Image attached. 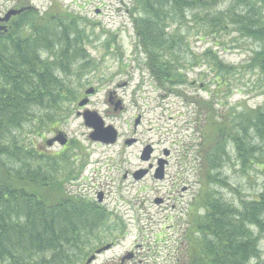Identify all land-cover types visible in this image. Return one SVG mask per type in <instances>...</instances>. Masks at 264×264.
Here are the masks:
<instances>
[{
    "label": "trees",
    "instance_id": "obj_1",
    "mask_svg": "<svg viewBox=\"0 0 264 264\" xmlns=\"http://www.w3.org/2000/svg\"><path fill=\"white\" fill-rule=\"evenodd\" d=\"M129 14L135 49L146 55L145 67L157 87L167 90L185 80L178 58L183 54L174 50L184 36L168 28L186 26L190 18L203 35L231 31L258 42L244 71L257 70L264 83V0H132ZM48 20L50 26L35 27L28 35L18 37L15 27L0 37V264H84L101 240L95 230L104 211L66 196L64 182L76 175L68 157L62 151L47 154L38 142L68 120L72 111L65 105L77 97L63 79L83 55L79 42H73L81 34L73 20L66 25ZM44 51L51 60L42 57ZM200 58L213 72L210 94L221 86L230 92L229 72L239 68L224 64L213 47ZM195 104L203 125L190 148L195 147L199 186L184 235L186 264H254L261 258L264 190L255 198H240L239 204L227 203L213 184L223 183L216 170L226 139L243 168L255 164L264 176V147L256 142L264 141V102L253 109L244 105L238 119L229 122L212 98Z\"/></svg>",
    "mask_w": 264,
    "mask_h": 264
},
{
    "label": "rangeland",
    "instance_id": "obj_2",
    "mask_svg": "<svg viewBox=\"0 0 264 264\" xmlns=\"http://www.w3.org/2000/svg\"><path fill=\"white\" fill-rule=\"evenodd\" d=\"M131 2L31 0L38 12L26 23L31 22V29L23 32L28 35L35 27L50 26L48 19L65 25L73 20L81 31L73 42H79L83 52L73 60V71L63 79L75 88L76 100L65 105L72 112L66 122L57 126L56 135L47 131L38 142L43 152L62 151L68 157L67 166L76 175L74 180L64 182L65 194L75 189L78 195L96 202L95 193L104 192V200L99 205L104 215L102 222L99 216L95 230L101 240L94 243L95 248L85 257V262L96 249L112 243L113 246L91 264H186L184 235L194 211L190 203L199 186L194 174L195 147L190 148L199 141L203 125L195 100L212 98L226 122L236 121L244 105L250 109L262 105L263 81L257 70L244 71V65L259 44L231 31L203 35L191 18L186 26L176 27L173 23L168 31L177 28L184 36L183 43L179 41L174 50L183 54L177 55L183 59L180 67L185 80L162 89L145 67L146 55L135 49L137 40L129 14ZM224 6L221 4L218 8ZM9 7L0 6V12ZM210 47L224 64L239 68L229 72L230 92L228 86H221L213 92L214 96L210 94L215 89L211 81L213 72L200 58ZM56 49L58 52L60 47ZM41 55L51 60L48 52ZM89 88H95L96 92L87 97L89 104L85 108L96 111L105 126L116 130L114 143L91 140V129L76 115L77 103L86 98L84 91ZM111 94L116 98L113 102L109 101ZM118 100H121V109L115 106ZM137 118L139 123L135 125ZM59 133L66 138L65 148L58 141L48 146L46 141ZM129 138H135L136 143L125 145L124 141ZM256 142L264 147V141L256 138ZM146 145L153 148L148 161L140 159ZM164 149L169 150V156L163 179H155L153 170L140 180L131 176L138 169L148 168L149 164L155 167L157 159L164 157ZM222 154L216 174L223 183L213 184L221 193L220 197L236 204L240 198L257 197L264 190V176L259 168L255 164L243 168L229 139L224 142ZM126 172L128 176L123 179ZM184 188L186 190L182 191ZM156 199L162 202L156 203ZM202 212L198 209L197 214ZM260 249L261 258L254 264H264V233ZM128 253L133 257L121 261Z\"/></svg>",
    "mask_w": 264,
    "mask_h": 264
},
{
    "label": "water",
    "instance_id": "obj_3",
    "mask_svg": "<svg viewBox=\"0 0 264 264\" xmlns=\"http://www.w3.org/2000/svg\"><path fill=\"white\" fill-rule=\"evenodd\" d=\"M19 11H11V14L19 13ZM9 15V13L6 15V17ZM7 19V18H5ZM94 91L93 88H89L85 90V95L92 94ZM89 99L83 98L78 102V107H86L88 104ZM78 116H80L83 120V124L91 129V132L89 134V138L93 141H100L106 144L114 143L117 140V132L112 126H105L103 119L98 115L96 111L89 110L87 108H84V110L77 113ZM139 123V119L137 118L135 121V125ZM55 141H58L59 145H64L66 143V138L63 137L61 133H59L55 138L47 140V145L50 146ZM136 142L135 138H129L124 141V144L127 146H131ZM153 148L150 145H146L140 154V159L144 161H148L151 157ZM169 154V150L164 149L163 150V158H159L157 160V167L155 168L153 177L155 179H163L164 178V170L165 165L167 164V157ZM147 173L146 169H138L135 172H133L132 176L135 180H139L143 178ZM158 202V200H156ZM111 244H106L98 249L95 250V252L86 260L84 264H91L96 256L101 254L104 251H107L110 249ZM132 254L128 255L127 257H130Z\"/></svg>",
    "mask_w": 264,
    "mask_h": 264
},
{
    "label": "flooded vegetation",
    "instance_id": "obj_4",
    "mask_svg": "<svg viewBox=\"0 0 264 264\" xmlns=\"http://www.w3.org/2000/svg\"><path fill=\"white\" fill-rule=\"evenodd\" d=\"M4 5H9L10 7L7 8L6 10H4V11L2 10L0 12V37H6L9 34V31L10 30H14L15 27H16V34L18 33L17 34L18 37L25 35V32H23V31L31 29V27H30L31 22L28 23V24H26V23L28 21H30L32 19V17L35 16V14L38 12V9L33 4H31V0H0V6H4ZM19 10H20L19 13H14V14L10 13L11 11H19ZM8 13H9V15L6 17V15ZM5 18H7V19H5ZM95 92H96V89L94 88V91H93L92 94H94ZM84 94H85V92H84ZM92 94L85 95V97H89ZM115 99H116L115 95L111 94L110 97H109V101L113 102ZM114 103H115L116 107H118L120 109L122 108L121 100H118V101H116ZM88 104H89V102H88ZM80 109L81 108L78 107V109L76 111V115H77L78 112H80ZM82 110H83V108H82ZM78 117H80V116H78ZM51 133L56 135V133H58V130L55 131V129H54V130L51 131ZM66 145H67V143L65 145H63L64 147L63 146L62 147L65 148ZM162 154H163V151H162ZM168 156H169V154H168ZM156 167H157V163H156L155 167L152 164H149L148 168H145L147 170L146 175L151 170H153V174H154V171H155ZM132 174L133 173H131V176H132ZM127 176H128V173L126 172L125 175L123 176V179L126 178ZM73 177L75 178V175H73L70 178H72L74 180ZM164 177H165V174H164ZM143 178H141V179H143ZM185 190L186 189L184 188L182 191H185ZM66 196L69 199H78V200H81L82 202H87V204H89L92 207L99 206L100 203H102L103 200H104V192L103 191H98V192L95 193L94 197L96 199L95 200L96 202H94V199H92V198L90 200H87L83 195H80V194L78 195V193H76L75 189L74 190H70L69 194H66ZM79 196H81V197H79ZM156 200H158V202H156ZM156 200H155L156 203H161L162 202L161 199H156ZM110 244H111V246H113L112 243H110ZM130 254L131 253H128L125 257H122L121 261L124 260L125 258L126 259H131L133 257L132 255L130 257H127Z\"/></svg>",
    "mask_w": 264,
    "mask_h": 264
}]
</instances>
